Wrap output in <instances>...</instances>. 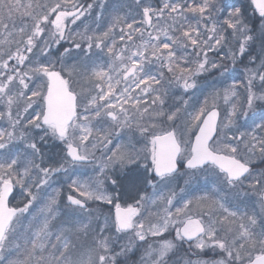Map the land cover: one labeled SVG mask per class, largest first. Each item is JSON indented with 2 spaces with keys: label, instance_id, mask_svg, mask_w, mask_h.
<instances>
[{
  "label": "snow or ice",
  "instance_id": "snow-or-ice-1",
  "mask_svg": "<svg viewBox=\"0 0 264 264\" xmlns=\"http://www.w3.org/2000/svg\"><path fill=\"white\" fill-rule=\"evenodd\" d=\"M256 112L264 0H0V264H264Z\"/></svg>",
  "mask_w": 264,
  "mask_h": 264
},
{
  "label": "rangeland",
  "instance_id": "rangeland-1",
  "mask_svg": "<svg viewBox=\"0 0 264 264\" xmlns=\"http://www.w3.org/2000/svg\"><path fill=\"white\" fill-rule=\"evenodd\" d=\"M226 2H228L230 4L240 5L242 3H246V0H226ZM87 22H90V21H87ZM65 44L68 45L66 42H65ZM222 54L223 53H221V55ZM241 68H242V66H238L235 69H233V71L231 73V76H232L233 79H239L240 78V76H241ZM262 119H264V117H262V115H261L260 112H256V113L252 114V117L247 121V128H248V130H251V128L254 127V124L255 123H260ZM123 139L127 140L126 137H123ZM256 166H259V165L256 164ZM256 169H259V168L256 167ZM56 186H59V185H56ZM16 194L18 195L17 198L19 199L20 198V196H19V189L16 190ZM182 254L184 255L183 251H182Z\"/></svg>",
  "mask_w": 264,
  "mask_h": 264
},
{
  "label": "trees",
  "instance_id": "trees-1",
  "mask_svg": "<svg viewBox=\"0 0 264 264\" xmlns=\"http://www.w3.org/2000/svg\"><path fill=\"white\" fill-rule=\"evenodd\" d=\"M65 46L67 47L68 45L65 44ZM256 164H258L259 166H256ZM254 167L259 168V169H264V162L258 160L257 162H255ZM257 169V170H259ZM178 256H183L182 251L180 253H178ZM139 258V254H137L136 256L133 257V259H138ZM177 258V256H174L173 259L175 260ZM195 257H193L194 259Z\"/></svg>",
  "mask_w": 264,
  "mask_h": 264
},
{
  "label": "flooded vegetation",
  "instance_id": "flooded-vegetation-1",
  "mask_svg": "<svg viewBox=\"0 0 264 264\" xmlns=\"http://www.w3.org/2000/svg\"><path fill=\"white\" fill-rule=\"evenodd\" d=\"M16 194V193H15ZM16 196H18L17 194H16Z\"/></svg>",
  "mask_w": 264,
  "mask_h": 264
}]
</instances>
